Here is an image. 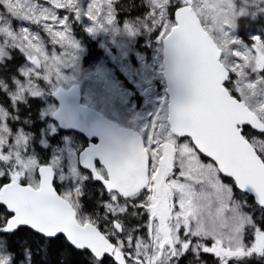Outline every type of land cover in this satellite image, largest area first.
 <instances>
[{"label":"snow or ice","instance_id":"obj_1","mask_svg":"<svg viewBox=\"0 0 264 264\" xmlns=\"http://www.w3.org/2000/svg\"><path fill=\"white\" fill-rule=\"evenodd\" d=\"M252 7L254 18L241 17L227 51H212L206 96L194 58L182 51L185 32L199 24L193 0H90L86 15L79 0H0V34L5 43L19 41L33 66L20 73L26 84L12 76L15 98L0 89L13 112L26 92L35 98L41 82L62 79L80 50L73 24L95 36L115 30L120 12L156 30L174 88L164 122L155 118L143 136L114 147L100 133L91 155L107 169L94 174L106 198L92 201L91 211L88 194H61L55 171L25 159L21 141L9 137L17 148L9 150L8 121L0 122V264H264V2ZM12 21L43 35L28 27L17 35ZM124 29L137 34L128 23ZM218 101L226 107L221 134L233 151L202 118Z\"/></svg>","mask_w":264,"mask_h":264},{"label":"rangeland","instance_id":"obj_2","mask_svg":"<svg viewBox=\"0 0 264 264\" xmlns=\"http://www.w3.org/2000/svg\"><path fill=\"white\" fill-rule=\"evenodd\" d=\"M253 2L255 0L251 1ZM40 3L43 5L44 0H40ZM79 3L86 15L90 0H79ZM247 7L246 0H193L194 11L205 30L213 37L218 48L225 52L228 48L229 33L235 32L236 20L243 16L242 13L246 12ZM125 23L137 30V34L129 35L124 29ZM4 26L6 25L0 22V27ZM144 26L136 21H122L120 26H114L115 30L109 29L95 36L87 33L85 24L71 26L73 37L80 45L75 59L61 69L62 79L58 83L48 85L41 82V87L35 89L39 93L36 97L41 98L40 116L45 122L49 136L56 131L50 122L51 115L56 109L50 94L58 87L68 88L74 84L81 87L83 104L99 111L105 117H110L113 121L132 123L141 134H144V130L152 125L155 118L159 117L160 123L164 122L167 116V98L162 78V47L155 39L156 30L150 29L146 32L143 29ZM9 27L17 35L24 27H28L33 34L43 35L37 26L21 21H12ZM75 27H80L99 51V54L88 62H85L88 49L84 41L74 35ZM5 39L4 35L0 34V51L4 54L0 56V62L10 58V50L19 52L24 58V63L18 72V80L21 84H26L27 80L20 73L33 70L28 59V52L19 41L5 43ZM139 40L147 45L146 50H137L136 43ZM48 47L51 48V45ZM11 87L12 89L7 92L15 98L17 88L12 84ZM0 89L7 90L1 80ZM25 96L32 97L27 92ZM4 113L6 114L0 110V122L5 119ZM16 133L9 132L5 137L6 145L9 137L14 142L21 141L19 150L24 158L43 164L44 158L40 155L35 156L32 147L26 150L28 143L25 146L22 141L25 139L28 141L27 135L21 132ZM60 141H62V147L51 146L47 162L58 176L57 182L62 185V194H74L77 188L80 189L84 179L83 174L77 169L75 158L80 142L73 143L72 138L69 137H64ZM40 146L46 148L48 144L41 141ZM7 147L9 150H17L15 143ZM29 175L31 177L32 174L29 173Z\"/></svg>","mask_w":264,"mask_h":264},{"label":"water","instance_id":"obj_3","mask_svg":"<svg viewBox=\"0 0 264 264\" xmlns=\"http://www.w3.org/2000/svg\"><path fill=\"white\" fill-rule=\"evenodd\" d=\"M162 48L163 77L169 111L174 99V88L167 74V58L163 44ZM214 49L219 50L208 34L204 32L200 22L196 29H189L182 38V51L194 58L195 71L205 86L204 94L206 96L211 95V90L207 85L214 74L212 61V51ZM51 97L57 103V110L53 113L52 120L60 130L73 131L84 136L86 139H95L97 141L95 145H90L80 153L78 162L83 170L91 173L93 180L101 183V181L94 178V174H97L94 169V162L97 161L106 172L107 169L101 164L99 155H91V149L101 145L100 133H104L105 143H111L114 147L125 145L138 137V135L130 130L119 129L112 122L105 120L100 114L88 107L82 106L80 104L81 96L78 86H72L67 90L58 88L51 94ZM202 118L206 127L225 149L233 151L231 145L227 143L221 134V128L226 119V107L223 102L218 101L210 104L204 110ZM102 186L104 187L103 184ZM45 211L48 215H54V210L51 208H46Z\"/></svg>","mask_w":264,"mask_h":264},{"label":"trees","instance_id":"obj_4","mask_svg":"<svg viewBox=\"0 0 264 264\" xmlns=\"http://www.w3.org/2000/svg\"><path fill=\"white\" fill-rule=\"evenodd\" d=\"M251 1L252 0H246V4L248 5V7L246 8V12L242 13L243 14L242 17H247L248 19L254 18L256 12L255 9L252 7V5L258 2V0H255V2L253 3H251ZM126 2L127 0H121V3H126ZM259 2H264V0H259ZM119 7L120 5H117L116 10H118ZM117 19L119 21L124 19L128 21H136L134 18H132L131 14L126 12H120ZM240 19L241 18H238L236 20L235 31H237L239 28ZM136 22L138 23V21ZM77 33L78 32H76V34ZM80 34L83 37V34L82 33ZM84 43L88 49V55L85 58V62H88L92 57L98 55L99 51L96 49L95 43L91 42L85 36H84ZM136 46H137V50L139 51H142V49L143 50L147 49L146 44L142 43V41H139ZM23 62H24L23 57L16 50L11 51L9 60L0 62V80L5 84H10L13 75L18 77V72L21 66L23 65ZM0 106L4 108L7 114L10 116L9 119L7 120L10 132L13 133V132L22 131L24 134H28V136L29 135L32 136L33 144L36 147H38L41 134L44 132V124H45V122L42 120L40 116V112L42 109L41 98L40 97L34 98L27 96L24 99L23 105L20 106L16 112H13L12 107L14 106L10 105L4 96H0ZM17 117H19V119H17ZM45 152H47V150ZM80 189L81 191L88 194L89 203L88 205H85V207L89 208L90 211L93 210L92 201L96 200L97 197H99L100 200H103L106 197L104 192L101 190L100 186L94 183L90 177H86V178L84 177ZM254 264H259V262H254Z\"/></svg>","mask_w":264,"mask_h":264},{"label":"flooded vegetation","instance_id":"obj_5","mask_svg":"<svg viewBox=\"0 0 264 264\" xmlns=\"http://www.w3.org/2000/svg\"><path fill=\"white\" fill-rule=\"evenodd\" d=\"M92 143H94V141H93ZM97 171H98L99 173H103L102 169H101L100 167H98V166H97Z\"/></svg>","mask_w":264,"mask_h":264}]
</instances>
